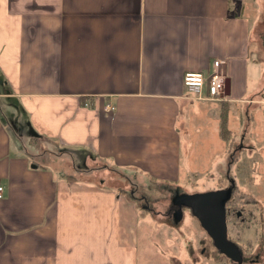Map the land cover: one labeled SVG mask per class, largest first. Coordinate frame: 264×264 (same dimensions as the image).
<instances>
[{
    "label": "crops",
    "instance_id": "crops-1",
    "mask_svg": "<svg viewBox=\"0 0 264 264\" xmlns=\"http://www.w3.org/2000/svg\"><path fill=\"white\" fill-rule=\"evenodd\" d=\"M244 10L241 0H0V264H140L133 226L119 221L120 190L134 184L122 170L142 184L186 176L185 122L227 152L241 130L244 146L264 136L262 87L248 81L262 77L264 54ZM215 59L228 94L196 98L181 76H208Z\"/></svg>",
    "mask_w": 264,
    "mask_h": 264
},
{
    "label": "rangeland",
    "instance_id": "rangeland-1",
    "mask_svg": "<svg viewBox=\"0 0 264 264\" xmlns=\"http://www.w3.org/2000/svg\"><path fill=\"white\" fill-rule=\"evenodd\" d=\"M241 2L244 11L249 14L250 22L255 23L253 25L255 26L254 46L257 49L255 53L257 56L263 55L264 18L262 19L260 12H262L261 8H264V0H241ZM262 69L263 64H261ZM248 81L249 89L255 84L262 87L260 95L264 96V73L257 80L251 75ZM2 101L3 99H0V107ZM251 112L254 111L247 108L243 114L247 115L248 119L256 118ZM177 127V134L182 143L181 166L186 164L188 167L191 161L190 167H193L186 169V176L176 182L178 186L156 183L152 184V190L148 191L147 185L139 182L135 174L122 170L130 177L132 183L136 184L137 189L134 201H130L122 193L118 206L119 221L123 225L133 226L129 233L135 238L140 264H235L233 260L218 253L212 240L189 208L173 203V197L182 192L228 188L231 194L230 185L233 183L238 189L251 193L256 198V203L246 204L251 218L243 228H237L226 217L227 234L238 243L249 240L248 245L245 244V249L241 247L243 256L241 255L240 264H264V236L258 234L260 224L264 223V136L256 137L258 141L252 138L253 145L244 146L247 141L242 137L241 130L234 139L235 143L231 145V150L227 152L226 148L229 144L227 140L223 149L216 142L212 144L210 136L200 137L199 127L188 122ZM66 156L70 154L67 153ZM255 156L258 159H255ZM195 159L199 163L196 169H194ZM234 161L235 169L232 172L231 163ZM231 173H234V178ZM130 189L132 191V188ZM168 205L171 207L169 212L165 211L169 208ZM141 207L150 211L141 215L139 210Z\"/></svg>",
    "mask_w": 264,
    "mask_h": 264
},
{
    "label": "water",
    "instance_id": "water-1",
    "mask_svg": "<svg viewBox=\"0 0 264 264\" xmlns=\"http://www.w3.org/2000/svg\"><path fill=\"white\" fill-rule=\"evenodd\" d=\"M229 83L224 79V94H228ZM229 189H211L189 193H179L173 202L190 209L202 229L212 240L213 246L235 264L241 263V255L233 241L227 238L225 201Z\"/></svg>",
    "mask_w": 264,
    "mask_h": 264
},
{
    "label": "trees",
    "instance_id": "trees-1",
    "mask_svg": "<svg viewBox=\"0 0 264 264\" xmlns=\"http://www.w3.org/2000/svg\"><path fill=\"white\" fill-rule=\"evenodd\" d=\"M83 98H85V97H83ZM86 100H87V98H86ZM86 100H85V102L82 100L81 104L84 105V103H87L88 101H86ZM219 119H220L219 120L220 134H221V137L225 139L226 133L228 132V129L226 127L225 108L224 107L222 108V111L220 112ZM156 183L161 184V185L178 186L176 181L160 180V179H155V178L149 179V181L147 183H145L144 185H147V190L150 191V190H152V184L155 185ZM103 187H105V186H103ZM131 188H132V191L129 187L126 189L122 187L120 191L130 201H134L135 191L137 189L136 184L135 183L132 184ZM230 190H231V194L229 193V195L225 201V215L227 217V220L230 219V221L233 222L237 228L238 227L243 228L246 225V222L251 218L250 210H247L246 204L247 205H255L256 198L251 193L238 189L236 187L235 183L230 185ZM174 204H176V203H174ZM168 207H169V205H168ZM184 207H186V206H184ZM253 207L256 208L255 206H253ZM139 210L141 211V215H142V213H144L146 211H150L147 208H143V207L139 208ZM169 210H171V207H169L165 211L169 212ZM138 216L139 215H137V217ZM260 233L262 234V236H264V223L260 224V230H259L258 234H260ZM227 238L235 243V245L238 248L240 255L243 256L242 248L245 249V247L249 243V240H245L244 242L238 243L236 240L232 239V237L229 236L228 234H227ZM245 244H246V246H245ZM218 253L220 255H223L219 251H218Z\"/></svg>",
    "mask_w": 264,
    "mask_h": 264
},
{
    "label": "built area",
    "instance_id": "built-area-1",
    "mask_svg": "<svg viewBox=\"0 0 264 264\" xmlns=\"http://www.w3.org/2000/svg\"><path fill=\"white\" fill-rule=\"evenodd\" d=\"M220 61H212V70L208 76L198 70L185 71L181 76L182 84L187 92L196 98H207L211 100H221L224 94L225 75L218 69ZM112 108V106H107ZM3 186L0 183V198L2 197Z\"/></svg>",
    "mask_w": 264,
    "mask_h": 264
}]
</instances>
